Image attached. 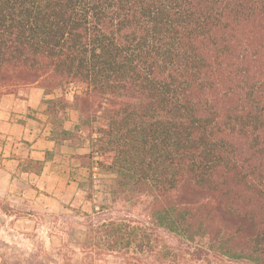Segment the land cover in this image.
Instances as JSON below:
<instances>
[{
  "label": "trees",
  "instance_id": "trees-1",
  "mask_svg": "<svg viewBox=\"0 0 264 264\" xmlns=\"http://www.w3.org/2000/svg\"><path fill=\"white\" fill-rule=\"evenodd\" d=\"M12 84L76 87L47 101L54 137L88 147L77 162L112 174L105 192L126 211L88 221L84 248L264 264V0H0Z\"/></svg>",
  "mask_w": 264,
  "mask_h": 264
},
{
  "label": "crops",
  "instance_id": "crops-1",
  "mask_svg": "<svg viewBox=\"0 0 264 264\" xmlns=\"http://www.w3.org/2000/svg\"><path fill=\"white\" fill-rule=\"evenodd\" d=\"M56 96L44 94L34 84L0 93V232L4 221L20 240L27 237L33 242L45 228L43 241L50 249L56 243L57 227L63 235L76 233L74 241L82 245L85 225L79 213L88 206L97 208L94 202L109 184L95 165L77 162L75 157L88 152V147L54 137L56 128L47 101ZM65 97L71 101L72 92ZM64 113L61 129L70 132L78 122V112L67 108ZM87 179L91 198L83 185Z\"/></svg>",
  "mask_w": 264,
  "mask_h": 264
},
{
  "label": "rangeland",
  "instance_id": "rangeland-1",
  "mask_svg": "<svg viewBox=\"0 0 264 264\" xmlns=\"http://www.w3.org/2000/svg\"><path fill=\"white\" fill-rule=\"evenodd\" d=\"M23 86L24 84H12L7 87H0V93L5 90L13 91ZM75 88L74 85H69L64 91L58 90L54 94L60 95L62 92L68 94L73 92ZM102 174H104V179H107L110 183L113 175L106 172H102ZM105 190H107V187ZM94 203L97 204V208L88 206L86 211L83 210L82 213H79L80 222L85 226L90 220L95 222L100 219L121 217L126 214V211L121 209L120 206L114 205L110 201V196L106 192L100 194ZM126 216L132 219L136 218L132 212ZM1 224L4 227L3 233L0 232V264H119L117 252L105 253L95 248H84L83 245L74 241L78 237L76 233H73L71 238L68 232L65 235L61 234L59 227L56 228L55 246L53 247L51 244L50 249L43 241L46 235L45 228L41 229L42 232L37 236L38 238L32 242V239L29 240L27 237L20 240L15 229L10 227L8 223L6 226L4 221ZM48 249H50V253H48ZM49 254L50 256H48Z\"/></svg>",
  "mask_w": 264,
  "mask_h": 264
}]
</instances>
